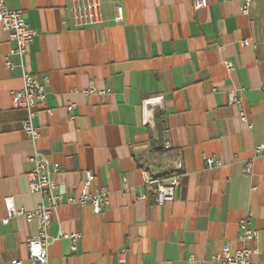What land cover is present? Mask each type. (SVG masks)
<instances>
[{
	"label": "crops",
	"instance_id": "1",
	"mask_svg": "<svg viewBox=\"0 0 264 264\" xmlns=\"http://www.w3.org/2000/svg\"><path fill=\"white\" fill-rule=\"evenodd\" d=\"M246 1L208 0L196 9L193 0H100L103 21L76 28L64 23L68 0H8L37 31L27 70L49 76V84L31 141L22 129L26 112L12 100L21 60L0 23V264L26 261L27 239L37 235L23 216L2 222L7 196L26 211L41 200L27 176L35 151L58 168L54 179L69 194L80 191L86 170L95 175L92 188L111 191L101 214L89 204L59 207L50 236L62 227L82 237L77 250L67 238L52 240L49 264H120L122 250L125 264H196L190 255L213 264L224 245H244L247 215L258 231L252 260L264 264V151L255 152L264 146V0H251L243 13ZM92 80L109 92L83 93ZM231 89H242L236 96L246 121L229 102ZM205 157L221 163L210 167ZM177 160L183 175L175 200L139 199L143 172L167 174Z\"/></svg>",
	"mask_w": 264,
	"mask_h": 264
},
{
	"label": "built area",
	"instance_id": "2",
	"mask_svg": "<svg viewBox=\"0 0 264 264\" xmlns=\"http://www.w3.org/2000/svg\"><path fill=\"white\" fill-rule=\"evenodd\" d=\"M251 0H247L242 7V12L247 13ZM208 0H193L196 9L205 7ZM68 17H65L64 23L72 24L76 28H84L97 25L103 21L101 13L100 0H68L67 5ZM0 23L4 29L10 32L11 39L15 42V47L11 49V54L20 57L22 68V86L12 91V100L15 108L23 109L26 116L22 123V129L25 131L31 141H35L39 136L38 127L35 124L37 115V107L40 102L45 100L49 84V76L44 75L42 78L35 77L27 70L24 62V56L27 53L28 46L34 41L37 34L33 28L27 23L24 12L21 9H12L8 4V0H0ZM243 45H249L248 39L242 40ZM12 67L10 62H7ZM226 65L229 70H234V65L227 61ZM80 89L75 88L74 91ZM237 90L231 89L228 92L229 102L239 107V113L243 120H247V115L243 105V100L236 96ZM83 93L90 95L93 93H106L109 90L101 89L94 80L82 90ZM75 107L74 103L66 106L69 112ZM263 145H257L255 152L257 155L263 153ZM33 168L27 173L29 189L33 193H38L41 200L36 209L26 211L19 209L12 196L5 198L7 215L2 222L7 224L10 219L16 216H23L29 222H34L37 226V235L27 239V260L15 259L9 264H49L48 246L52 240L59 238H67L71 242L72 250H77V245L82 237V232H67L60 227L58 235L52 237L49 234V228L53 218L57 215L59 207L64 203H78L81 205H91L93 211L101 214L104 208L110 203L111 191L106 186H96L92 188L95 180L93 172L84 171V179L81 189L78 193L69 194L65 187L60 185L54 179V172L58 169L52 166L48 157L35 151L32 157ZM208 166L219 165L221 162L214 157H205ZM175 168L171 172L153 176L147 172L144 173L143 187L145 193L139 195V199L146 200L148 194H153L155 202L162 205L166 202L174 201L176 198L178 187L181 183L183 175V163L179 160L175 161ZM246 174L253 172V160L249 161L246 166ZM126 179V178H125ZM127 180H125V189H128ZM241 241L244 245L241 248L233 250L230 245H224L219 251L215 252L211 257L213 264H259L252 260L253 254L258 252L255 241L258 238V231L251 226V215L245 216L240 221ZM125 251H120V264H125ZM193 261L196 264H205L204 261L196 259L194 255H190L188 262Z\"/></svg>",
	"mask_w": 264,
	"mask_h": 264
},
{
	"label": "trees",
	"instance_id": "3",
	"mask_svg": "<svg viewBox=\"0 0 264 264\" xmlns=\"http://www.w3.org/2000/svg\"><path fill=\"white\" fill-rule=\"evenodd\" d=\"M162 111H159V110H157V111H155V120H156V124H157V127L158 128H161V126H162Z\"/></svg>",
	"mask_w": 264,
	"mask_h": 264
}]
</instances>
